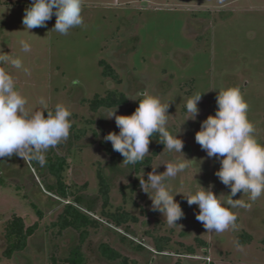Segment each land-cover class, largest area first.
Wrapping results in <instances>:
<instances>
[{"label":"rangeland","instance_id":"obj_1","mask_svg":"<svg viewBox=\"0 0 264 264\" xmlns=\"http://www.w3.org/2000/svg\"><path fill=\"white\" fill-rule=\"evenodd\" d=\"M30 3L0 0V52L21 58L31 74L11 65L0 67L13 75L29 108H40L44 97L50 109L61 103L72 113L69 138L49 149L46 158L67 159L63 180L73 193L68 200L79 198L101 222L88 229L86 264H119L101 257V244L137 264H175L178 260L208 264L205 258L215 264H264V194L255 201L242 192L233 197L251 203V208L233 209L239 227L222 233H207L196 220L198 206H189L183 195L201 190L200 185L211 186L217 196L225 195L223 200L230 194L215 175L220 161L209 158L195 140L201 122L216 112L219 89H240L254 135L264 144V0H82L84 23L67 34L51 31L55 16L46 27L24 31L22 19ZM21 40L31 44L30 52H23ZM101 61L115 68L121 83L104 78ZM108 91L129 99L117 115H128L141 98L137 93L144 91L169 103L166 127L183 140V153L164 149L150 168L140 172L133 164L123 165V158L107 154L103 144L111 142L104 137L113 131L118 134L119 128L114 117H104L117 108L92 112L89 103ZM196 92L204 94L193 120L188 119L191 114L185 105ZM155 147L156 142L150 141L144 159ZM185 157L192 160L190 166L166 181L184 212L177 225H169L162 213L152 210L139 177L147 180L153 169L163 173L167 163ZM99 171L110 184L107 208L100 195ZM55 184L40 164L35 169L15 155L0 158V264H65L70 249L79 243V234L72 229L61 233L53 226L68 203L56 191L48 192L47 186ZM118 208L135 215L138 222L116 228L103 212L114 213ZM13 214L23 217L28 226L38 223L39 228L27 249L8 260L3 257L4 232ZM152 235L169 238L166 253L155 251ZM196 239L206 241L209 248L207 253L196 248V258H192L186 247H195ZM237 242L242 248L236 247Z\"/></svg>","mask_w":264,"mask_h":264},{"label":"clouds","instance_id":"obj_2","mask_svg":"<svg viewBox=\"0 0 264 264\" xmlns=\"http://www.w3.org/2000/svg\"><path fill=\"white\" fill-rule=\"evenodd\" d=\"M81 13L82 0H31L30 6L24 10L22 24L24 31L31 32L34 28L46 27L55 16L51 31L67 34L70 29L83 25ZM20 45L23 52L31 51L28 41L21 40ZM0 65H11L15 69H23L27 75L31 74L18 56L0 52ZM203 94L196 92L187 99L186 111L191 114L188 119L195 120L199 115L198 103ZM137 95L142 98L131 115H117V108L104 117H114L119 128L118 134L110 132L104 141L111 142L113 150L124 157L122 164L142 162L149 153L150 138L154 134H158L165 149L183 153V140L171 134L166 127L169 103H162L159 97L147 91ZM216 103L215 114L201 122L195 140L209 158L215 157L220 161L221 167L215 175L230 189V194L223 200L221 197L225 195L217 196L211 186L205 189L201 185V190L194 193H182L189 206H198L196 220L202 223L207 233L238 229V217L232 210L251 208V203L244 199H233L238 193L248 194L250 201L264 194V144L258 142L254 135L255 127L247 117V102L238 87H227L219 89ZM39 104L41 107L36 110L29 108L27 98L17 89L13 75L0 67V158L15 155L26 162H38L43 167L48 150L69 138L71 111L61 103L50 109L44 97L40 98ZM191 161L185 157L167 163L163 173L153 169L147 180L144 176L139 177L141 189L152 201V210L162 213L169 225H177L184 212L175 200L177 194H172L166 181L186 170ZM236 247L242 248L239 242Z\"/></svg>","mask_w":264,"mask_h":264},{"label":"trees","instance_id":"obj_3","mask_svg":"<svg viewBox=\"0 0 264 264\" xmlns=\"http://www.w3.org/2000/svg\"><path fill=\"white\" fill-rule=\"evenodd\" d=\"M101 68H103V76L105 79H111L116 83H121V77L115 68L107 63L106 61L100 62ZM142 98V97H141ZM140 98V99H141ZM129 99L124 94H118L114 91H108L105 96L96 95L89 103L90 110L92 112H97L100 109H116L128 105ZM139 106V100L136 105L128 109V115H131L135 109ZM47 115V113H45ZM84 134L85 131H82ZM76 136V139H79ZM150 141L156 142V147L152 151V155L145 158L142 162H138L133 165L136 172H140L144 167H151L154 160L162 153L165 149V145L159 142L158 134H154ZM107 154L116 156L117 158L124 157L113 150L112 144H103ZM33 168H37L39 163L31 161ZM67 166V159L65 157L56 156L54 159L51 157L46 158V164L43 166L50 175L56 180L55 185L47 186L49 193L56 191V193L64 201H68L63 213L59 216V220L53 226H57L60 232L63 233L69 229L76 231L79 234L78 245L73 246L70 249L68 256L65 258V264H86V255L84 252V246L89 239V228H97L101 225L99 220H96L93 215L94 212L90 207L85 208L82 201L79 198L75 200H68L73 193L69 191V188L65 185L63 180V172ZM99 185H100V195L103 198L104 208H107L110 204V184L106 176L99 171L98 173ZM39 216L42 217V212L38 210ZM104 217L111 221L116 228L126 225L130 222L137 223L138 218L131 213L118 208L116 212H103ZM39 228V224L35 223L31 226L26 224L23 217L13 214L11 218L5 224V242L6 248L3 251V257L5 259H12L17 253L23 252L27 249L29 240L36 234ZM153 236L155 242V251L159 254L166 253L167 246L169 244L168 237H157ZM196 246L186 247V252L192 258L195 257L196 248L203 249L206 253L208 252L209 245L206 241L202 239H196ZM99 254L101 257L111 263L118 262L119 264H137V262H131L126 256L122 255L119 251L115 250L108 244H101L99 246ZM207 257V256H205ZM175 264H182L181 260H178ZM210 264H215L213 261Z\"/></svg>","mask_w":264,"mask_h":264},{"label":"built area","instance_id":"obj_4","mask_svg":"<svg viewBox=\"0 0 264 264\" xmlns=\"http://www.w3.org/2000/svg\"><path fill=\"white\" fill-rule=\"evenodd\" d=\"M198 259V257H197ZM204 261H206L208 264H210L212 261L209 258H205Z\"/></svg>","mask_w":264,"mask_h":264}]
</instances>
